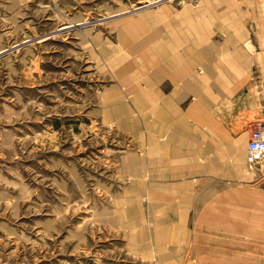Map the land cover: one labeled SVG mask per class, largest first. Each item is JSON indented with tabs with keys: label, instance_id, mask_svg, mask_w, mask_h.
<instances>
[{
	"label": "rangeland",
	"instance_id": "rangeland-1",
	"mask_svg": "<svg viewBox=\"0 0 264 264\" xmlns=\"http://www.w3.org/2000/svg\"><path fill=\"white\" fill-rule=\"evenodd\" d=\"M149 1L0 0V264H211L191 246L199 228H216L209 233L212 238L223 234L234 244L247 243L252 250L245 249V257H253L263 242L247 237L248 232L235 237L230 230L240 223L238 229H264L262 220L234 221L245 212H264V158L247 163L249 136L241 151L231 139L230 155L219 141L218 157H211L208 125L191 118L189 129L201 145L196 143L184 158L164 157L158 150L162 138L137 120L134 93L116 73L122 65L113 68L111 61L125 53L123 63L131 62L133 69L124 76L134 78L131 85L141 91L146 68L152 73L170 63L168 54L165 60L156 56L155 40L149 38L185 34V46L195 55L180 56L171 65L182 71L190 63V74L183 71L173 80L172 66L166 65V99L156 96L153 80L149 104L165 109L166 96H175L185 81L202 93H191L184 102L209 101L211 85L217 84L228 91L218 94L219 105L250 110L244 124L250 135L252 125L264 121V29L258 28L264 0H166L144 7ZM227 17L239 23H225ZM79 23L83 25L75 27ZM65 25L67 32H59ZM224 54L234 55L235 61L224 60ZM197 57L205 67L194 61ZM207 66L228 77H212ZM115 83L129 122L141 130L138 136L120 125L124 116L107 115ZM126 154L149 159V169L166 170L167 177L159 181L166 186L160 199L136 198L133 178L121 170ZM157 157L164 159V167ZM210 158L214 169L207 172L201 166ZM174 169L181 171L176 178L168 176ZM137 201L145 230L148 225L174 227L173 237L166 234L174 241L164 252L177 246L175 257L158 262L159 253L144 255L137 248L126 212ZM151 201L157 203L156 211ZM180 227L185 234L178 233Z\"/></svg>",
	"mask_w": 264,
	"mask_h": 264
},
{
	"label": "bare ground",
	"instance_id": "bare-ground-1",
	"mask_svg": "<svg viewBox=\"0 0 264 264\" xmlns=\"http://www.w3.org/2000/svg\"><path fill=\"white\" fill-rule=\"evenodd\" d=\"M164 1H166V0H150L148 2V4L144 7L159 4V3H162ZM144 7H141L140 9H142ZM126 12H127V10L122 11L118 15L125 14ZM226 19L227 20L225 23H230L232 21L229 17H227ZM82 25L83 24L79 23L75 27L80 28ZM85 25H86V23H85ZM68 29H69L68 26L65 25L63 28H61L59 30V32H67ZM85 36H86V33H85ZM121 38H122L123 42H126L127 39L125 36H122ZM187 39H188V37L179 31L171 33L170 37L168 39H165V38L159 39L157 35H152L149 38V40H155V45L157 46L156 48H158V51H157L158 53L156 56L160 60H165L164 57L170 52V51L168 52V48L170 47L168 42H170L171 45L172 44L177 45L176 47H177V49H179V51H178L179 56H181V55L183 57L188 56L190 53H191L190 54L191 57L194 56L195 51L194 52L188 51L190 49H188V47L185 46ZM242 44H243V42H242ZM140 47L141 46L138 45L137 47L134 48V51L139 50ZM111 51H112L111 49L105 50L104 53H105V55L106 54L109 55L111 53ZM205 53L207 54L209 52L206 51ZM200 54H201V56L203 55L202 52ZM122 55H123V57H121L120 59H118V56H117L116 57L117 60L111 61V66L113 68H115L119 64V65H122V67H123V70H120V71L118 70L116 73L119 77V80L123 84H125V83L129 84V85H127V90L130 91L131 93H134V97L132 100H133L135 106L137 107V109L140 111V115L137 116V120H138V122L141 121V123L144 124V127L146 130H148L149 132H152L153 134H155V135H157L163 139V137L165 136V132H166V130H165L166 126L165 125H166V121H167L165 119V109L163 107H160V106L159 107L156 106L153 108L149 104V101L152 99L151 98V91H153V89H154L153 88V80L156 81L155 84L157 85L155 88L157 91L156 96L158 95L159 97H161L163 99L162 101L164 102L166 98L165 97L163 98L164 84L162 83V80L164 79V77L166 75L165 74V68H166V65L170 66L171 63H174V66H175L179 56L173 54V58L170 59L171 60L170 63L169 62L161 63L160 65L157 66L155 71H153L152 73L150 72L149 68L148 69L146 68V70H145L146 74L145 75H147V76L142 78L144 86H142V89L140 91V90L135 88V85H133V84L131 85L134 78H128V77L124 76L126 73L130 72L133 69V67H132L133 64L131 62L123 63V61L124 62L126 61L127 55L125 53H123ZM209 55H210V53H209ZM195 60L196 61L200 60L199 61L200 64L202 63V57H197V59L194 58V61ZM137 65L139 68H141L140 62H137ZM201 65H203L205 67L204 64H201ZM171 66H172V69L169 68L168 71H169V73H171L173 80H175V78H177L178 75H181V73H183V71L189 73L191 71L190 68H193L190 63H188V64L186 63V65L182 66V68H183L182 71L179 69L180 65H178L177 68L173 67V65H171ZM231 67L233 68L232 70H234L235 72L237 71L236 70L237 68H234V66H231ZM212 71L213 70L210 67L208 68V66H207L206 72L210 73ZM212 74H213V72H212ZM181 87L183 89H185V91L193 89V86L188 81L183 82V84H181ZM118 88H119V83H115L113 86L110 87L109 91L111 94L109 96V101L106 104L108 106L107 115L113 116V117H120V118H122L124 116V118L120 121V125L128 127L129 129H131V131L133 132L134 135L138 136L141 134V130H140L137 123L129 122V116L127 115L128 114V107L126 106L125 103H123L122 96L119 94L120 92L118 91ZM124 97H126V96H124ZM165 104H168V103L165 102ZM151 111H152V113H151ZM150 113L154 114L152 120H150V118H151ZM184 142L186 144L189 141L185 139ZM162 145L163 144H161L160 146L162 147ZM207 146L209 147V144H207ZM160 149H163V148H160ZM232 150H233V148H232ZM237 156H241V154L238 153ZM156 159H158L162 163V165L156 163L155 161L154 162L156 164H158L159 166L164 167V165H165L164 159L163 158L161 159L160 157H157ZM210 159L211 160H209L206 165L201 166L207 172H210L211 170L214 169V163L215 162L212 160L213 158H210ZM163 162H164V164H163ZM256 162H258V161H256ZM149 163H150L149 159L141 158V157H138L134 154H126L122 160L121 170L133 178L132 179V181H133L132 192H134L136 194V198L138 200L142 199V198H145L148 200L160 199L161 198L160 197L161 192L166 189V186L163 185V183L161 185L159 182L161 179L167 177L166 170H164V169H160V170L149 169ZM217 167H218V165L216 164V168ZM187 169H189V167ZM169 174L170 175H168V176H171L172 178H176L181 174V171H179L178 169H174V171H171ZM150 206H152V208H154L155 211H156L155 207H158L157 203H154L152 201L150 203ZM126 212H127L128 217L131 219V222H132L131 227L133 230V238L138 243L137 248L142 253H144V255H146L149 252V250H151V252L156 251L157 253H159L158 262H163V261H166V260L171 259L172 257L176 256L175 254L177 253V249H176L177 246L170 247L169 252H167V253L164 252L166 245L169 243H172L174 241L173 238L167 239V237H166V234L169 232H170L169 237H173L174 227L168 228L165 225H157L155 227H153V226L151 227L148 225L146 227V230H145L142 226L144 215H143V212L141 209V203L138 201H137L136 205L134 204L133 206L126 208ZM254 215L257 218L264 217V212L257 211L254 213ZM252 216H253V214L250 215V217H252ZM234 221H238V219L237 220L235 219ZM145 222H146V220H145ZM157 222L160 223L159 221H157ZM237 225H239V224H237ZM241 226H242L241 223L237 227L234 226L235 231L236 230H242L241 232H244L245 231L244 229H238V227H241ZM215 229L216 228H213V227H211L209 230H205V229L202 230V228H199V231L197 229V233H196V231L193 232L192 237H191L192 248L196 249L199 253L204 254L203 257H207L208 263H211V264H249L250 258L248 259L247 257L243 256V252H245V249H248V252L250 250H252V249L248 248L250 245L248 246L247 243H240V242H235V244H234V242H232L233 240L228 239L231 237L225 236L223 234L220 235L218 238H212V235H210L209 233H214ZM232 229L233 228H231V230ZM262 230L263 231H260L258 234H255L256 236L258 235L256 238H259V239L264 238V229L262 228ZM177 231L179 234H185L186 233V230L184 228H181V227ZM217 231L219 232L220 230L217 229ZM171 232L173 235L171 234ZM236 232H238V231H236ZM206 234H209V235L205 236ZM215 239H217V240L214 241ZM220 249L222 251L224 249H226V251L222 254V253H220V252H222V251H220ZM255 252L261 255V258H262L261 261H263V263L262 262L259 263L258 262L259 260H256L255 264H264V240L261 244L255 246Z\"/></svg>",
	"mask_w": 264,
	"mask_h": 264
},
{
	"label": "crops",
	"instance_id": "crops-1",
	"mask_svg": "<svg viewBox=\"0 0 264 264\" xmlns=\"http://www.w3.org/2000/svg\"><path fill=\"white\" fill-rule=\"evenodd\" d=\"M250 12V10H248ZM258 28L264 29V7H261L259 5L258 8ZM263 15V16H262ZM233 24H238V19L232 18L231 19ZM168 41V40H167ZM235 43V42H234ZM170 47L168 48V55L169 61L173 58V54L179 56V49H177V45H171L170 42H168ZM182 56V55H181ZM213 54H211V58L209 61L213 62L214 58L212 57ZM226 56L224 60L228 61H235L234 55H223ZM180 58V56H179ZM177 59V62L179 60ZM238 71V70H237ZM236 71V72H237ZM233 74L234 71H231ZM230 75V74H229ZM212 77L216 76H227L228 74H221L218 75L217 73L211 74ZM172 77V76H171ZM215 87V89H214ZM180 88V89H179ZM177 88L175 91H173V94L175 96H166L168 98V104L165 108V119L166 121V127H165V136L162 139V142L158 146V150L160 148H163L164 156H168L171 158H184L188 156L187 154L188 150H192L196 143L198 145L200 144V141L197 139L194 135V133L189 129L191 125H193L189 119H193L198 121L200 124L205 123L209 127V135H210V141L209 143V153L211 154V157H218V142L225 143V147L223 148V151L226 152L227 155H230L232 148L231 145L233 143L230 142L236 141L238 148L237 150L241 151L243 147L245 146V143L247 141V138L249 136V129L248 126H245V119L249 115L250 110L248 108H230L226 103H223L222 105H219L218 103V94H224L228 91L223 90V86H216L211 85V91H210V100L207 101L205 98L197 99L194 102H184L186 100L187 95L194 94L196 96L200 95L202 92L198 89V87H193L192 90L185 91L182 87ZM234 91H232L233 93ZM214 94H216V103H214ZM165 96V95H164ZM208 104V105H207ZM215 105V106H214ZM190 116V117H189ZM195 123V122H194ZM199 125V124H197ZM202 125V124H201ZM188 140L189 142L185 144L184 140ZM161 144L162 147L160 146ZM161 150V149H160ZM166 151H169L168 154H166ZM216 152L214 155L213 152ZM193 172V171H192ZM246 215H243L241 219H238L239 222L246 221H261L264 222V217L257 218L254 213H248L245 212ZM253 214L252 217L250 215ZM260 214V213H259ZM233 221V220H232ZM231 230V229H230ZM244 232H241L242 230H236L235 228L232 229V231H235V237L236 234L239 233H247V237H257L255 234H258L260 231H263L262 229L258 228H252L250 230H246L244 228ZM252 232V233H251ZM246 236V235H245ZM254 254L257 256L253 257H247L250 262L249 264H255L256 260H259L258 262H262L261 255L254 252Z\"/></svg>",
	"mask_w": 264,
	"mask_h": 264
},
{
	"label": "built area",
	"instance_id": "built-area-1",
	"mask_svg": "<svg viewBox=\"0 0 264 264\" xmlns=\"http://www.w3.org/2000/svg\"><path fill=\"white\" fill-rule=\"evenodd\" d=\"M264 158V121L252 125L246 144V161L250 165Z\"/></svg>",
	"mask_w": 264,
	"mask_h": 264
}]
</instances>
